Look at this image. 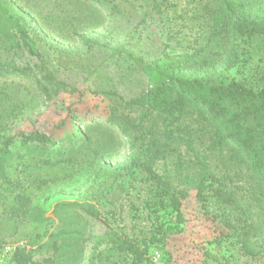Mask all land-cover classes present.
Returning a JSON list of instances; mask_svg holds the SVG:
<instances>
[{
	"label": "rangeland",
	"instance_id": "rangeland-1",
	"mask_svg": "<svg viewBox=\"0 0 264 264\" xmlns=\"http://www.w3.org/2000/svg\"><path fill=\"white\" fill-rule=\"evenodd\" d=\"M156 2L17 0L46 67L56 81L77 89L71 93L48 83L39 70L0 77V127L9 128V134L37 131L53 139L44 150H26L18 138L9 146L7 176L18 181L29 198L24 212L12 213L17 191L10 194L0 186V239L23 243L35 264H133L129 255L113 248L112 240L119 236L146 250L141 264H264L262 256L243 255L234 238L216 242L220 227L195 197L196 182L207 174L199 155L221 180L247 189L252 218L261 225L250 245L264 247V209L252 197L257 196L260 205L264 198L247 166L235 157L230 160L231 146L211 152L197 140L190 148L174 143L165 150L167 155L150 162L148 133L143 140L141 131L121 130L107 121L136 117L138 108L89 93L110 90L128 100L145 90L146 77L131 59L112 53L118 46L145 61L166 53L177 59L182 72L206 60L223 78L264 86V38L246 41L239 61L227 64L229 44L212 38L204 0H171L159 9L153 8ZM7 56L17 64H37L24 49ZM196 117H186L181 129L201 132L205 123ZM143 125L164 140L160 118ZM146 164L165 188L146 171ZM172 190L188 192L182 200L184 220L178 224L180 233L166 231L164 238L159 228L166 230L176 221L167 194ZM210 206L217 213L215 203Z\"/></svg>",
	"mask_w": 264,
	"mask_h": 264
},
{
	"label": "trees",
	"instance_id": "trees-1",
	"mask_svg": "<svg viewBox=\"0 0 264 264\" xmlns=\"http://www.w3.org/2000/svg\"><path fill=\"white\" fill-rule=\"evenodd\" d=\"M170 1L159 0L153 8L159 9L162 5L170 4ZM202 7L208 19L212 38L224 40L229 44L227 64L239 61V56L245 51L246 41L254 37L264 38V0H204ZM26 19L27 14L18 6L17 0H0V77L28 76L31 72L39 70L43 73L44 81L65 86L71 93L77 91L56 81L46 67L42 56L35 48L36 39L30 33L31 25ZM20 49L34 56L37 64H17L8 58L7 55L12 51ZM112 53L124 54L131 59L147 81L145 90L128 100L110 90L89 91L93 96L109 97L126 108H138L139 114L136 117L120 115L117 119L107 118L108 122L121 130L132 129L138 133L141 131L143 140H145L143 134L148 133L145 150L149 151L150 162L167 155L165 150L171 148L174 143H183L190 148L193 141L197 140L211 152H220L231 146L234 155L229 156L230 160L235 157L247 166L252 177L259 183V194L264 198V86L253 88L235 77L223 78L215 69V65L206 60L203 64L201 62L195 65L191 71L182 72L178 68L177 59L166 53L149 61L132 56L122 46L114 48ZM43 89L46 92V89ZM191 114H196L197 122L205 123L200 129L201 132L197 129L194 131L181 129L182 122ZM155 118L162 120L163 141L155 135V130L143 125L145 121ZM153 123L156 124L157 121ZM205 130L207 132L203 133ZM8 132L9 128L0 127V186H5L10 194L17 191L13 195L14 203L10 210L13 214H20L28 205L29 198L23 193L18 181L7 176L5 163L11 153L9 146L18 138L21 147L26 150L33 151L37 148L44 150L52 144L53 139L50 135L37 131L12 134ZM67 139L73 142V139ZM197 160L207 170V174L196 182L195 197L203 212L220 227L214 240L218 242L234 238L243 255L264 258V247L255 249L250 245V239L260 235L261 225L258 219L252 218L253 204L247 189L243 192V186L234 184L232 180H229V183L221 180L208 170V166L199 155ZM145 169L162 184V188H165L166 183H163L164 181L152 170L151 164H146ZM167 194L176 221L175 225L167 227L166 230L159 228L164 238L168 236L166 231H173L171 234L181 232L182 227L178 224L184 220L181 211L182 200L188 196V192L172 190ZM252 198L263 210L264 203L262 205L257 203L260 202L257 196ZM211 202L215 203L217 213L210 209ZM3 241L0 239V243ZM112 244L119 253L129 255L133 264H141L146 260V250L141 249L127 237L119 236L112 240ZM12 262L35 264L23 247L15 251Z\"/></svg>",
	"mask_w": 264,
	"mask_h": 264
},
{
	"label": "built area",
	"instance_id": "built-area-1",
	"mask_svg": "<svg viewBox=\"0 0 264 264\" xmlns=\"http://www.w3.org/2000/svg\"><path fill=\"white\" fill-rule=\"evenodd\" d=\"M21 247H23L21 242L3 241L0 243V264H14L12 256Z\"/></svg>",
	"mask_w": 264,
	"mask_h": 264
}]
</instances>
